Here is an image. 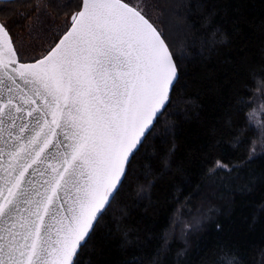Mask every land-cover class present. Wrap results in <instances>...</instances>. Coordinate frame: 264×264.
Returning <instances> with one entry per match:
<instances>
[{
    "label": "snow or ice",
    "instance_id": "obj_1",
    "mask_svg": "<svg viewBox=\"0 0 264 264\" xmlns=\"http://www.w3.org/2000/svg\"><path fill=\"white\" fill-rule=\"evenodd\" d=\"M71 5L9 0L0 9V264H78L110 210L119 230L113 204L126 182L139 201L171 175L175 144L158 145L174 126L157 125L182 73L168 34L133 0H76L61 16ZM243 105L237 97L236 111ZM261 128L245 166L258 143L264 155ZM207 163L209 175L235 170ZM162 239L166 249L167 232Z\"/></svg>",
    "mask_w": 264,
    "mask_h": 264
},
{
    "label": "trees",
    "instance_id": "obj_2",
    "mask_svg": "<svg viewBox=\"0 0 264 264\" xmlns=\"http://www.w3.org/2000/svg\"><path fill=\"white\" fill-rule=\"evenodd\" d=\"M75 3L72 0L60 15ZM143 3L151 13L153 9L171 13L164 30L182 74L173 93L174 105L157 127L164 122L174 126L167 144L158 145L166 149L175 144L174 163L171 175L139 201L135 188L129 189L126 182L113 204L120 207L115 213L120 217L119 230L110 210L80 252L78 264H150L152 260L157 264H264V212L258 211L264 207L261 145H256L258 158L247 166L241 163L251 142L260 140L248 116L263 102L264 0ZM8 7L9 1H0V9ZM5 15L0 11V19ZM14 27L20 26H13V31ZM237 97L244 100L239 112ZM228 116L237 122L232 127L225 126ZM237 127L241 131L234 135ZM239 140L244 143L237 146L234 141ZM209 157L234 165L235 170L209 175ZM181 219L195 224L183 237L178 229Z\"/></svg>",
    "mask_w": 264,
    "mask_h": 264
},
{
    "label": "rangeland",
    "instance_id": "obj_3",
    "mask_svg": "<svg viewBox=\"0 0 264 264\" xmlns=\"http://www.w3.org/2000/svg\"><path fill=\"white\" fill-rule=\"evenodd\" d=\"M138 3L144 5L143 0H139ZM146 5H147V3H146ZM146 10L150 14V16H152L153 19H155L157 24H159V26L163 27V28H164V23L166 25L165 19L168 20L169 14L171 15V13L168 12V11L165 14H163V9L161 11H159V12H158V9H153V13H151V11L148 9V7H146ZM160 14H162V16H161L162 19L161 20L159 18ZM167 30L170 33L169 28H167ZM14 32L20 33V32H22V28L21 27H17V28L14 27ZM23 42H24V47L22 48V54L26 55V56H28L27 54H30L29 56H32L33 55L32 44L29 42V38L28 37H24V41ZM36 51L39 52L40 48H37ZM262 97H263V102H261V104L258 106V108L252 109L249 112V116H248V119H249L250 123L253 124V126L259 131L260 139H261V131H262L261 126L264 125V90L262 92ZM194 225L192 224V221L189 222V221H185L184 219H181L178 229H179V232L182 235V237L185 235V232L190 227H193Z\"/></svg>",
    "mask_w": 264,
    "mask_h": 264
},
{
    "label": "water",
    "instance_id": "obj_4",
    "mask_svg": "<svg viewBox=\"0 0 264 264\" xmlns=\"http://www.w3.org/2000/svg\"><path fill=\"white\" fill-rule=\"evenodd\" d=\"M0 1H4L5 2V1H9V0H0Z\"/></svg>",
    "mask_w": 264,
    "mask_h": 264
}]
</instances>
